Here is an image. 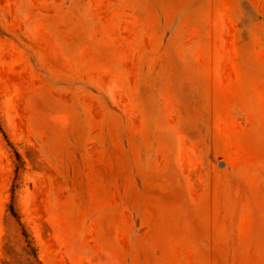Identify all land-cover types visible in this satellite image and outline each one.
<instances>
[{"label":"rangeland","instance_id":"1","mask_svg":"<svg viewBox=\"0 0 264 264\" xmlns=\"http://www.w3.org/2000/svg\"><path fill=\"white\" fill-rule=\"evenodd\" d=\"M0 35L31 116L0 264H264V0H0Z\"/></svg>","mask_w":264,"mask_h":264},{"label":"crops","instance_id":"2","mask_svg":"<svg viewBox=\"0 0 264 264\" xmlns=\"http://www.w3.org/2000/svg\"><path fill=\"white\" fill-rule=\"evenodd\" d=\"M29 69L25 53L19 50L16 54L14 40L7 35H0V254L6 247L8 235L5 222H11L13 218L17 220L13 208L15 195H12V182L16 176L14 156L17 154L14 149H17L18 153L20 151L14 140L25 135L31 123V116L28 114L30 106L24 102V86L29 80L23 79V76L29 73ZM15 85L17 88H14ZM25 106L28 109L27 114H22ZM8 109H18V112L22 113L13 114L12 119H8V115L5 114ZM8 120L14 124L13 129L5 126ZM19 174L17 173V176ZM43 201L45 202V198ZM10 207L13 210H10ZM18 229L14 232L16 240L24 239L25 229ZM42 263L46 264L43 260Z\"/></svg>","mask_w":264,"mask_h":264},{"label":"trees","instance_id":"3","mask_svg":"<svg viewBox=\"0 0 264 264\" xmlns=\"http://www.w3.org/2000/svg\"><path fill=\"white\" fill-rule=\"evenodd\" d=\"M10 210H12V208L10 207Z\"/></svg>","mask_w":264,"mask_h":264}]
</instances>
